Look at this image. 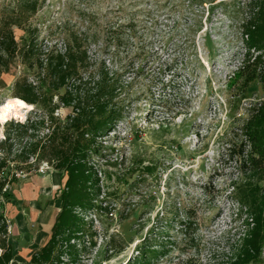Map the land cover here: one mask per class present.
<instances>
[{
    "label": "rangeland",
    "instance_id": "obj_1",
    "mask_svg": "<svg viewBox=\"0 0 264 264\" xmlns=\"http://www.w3.org/2000/svg\"><path fill=\"white\" fill-rule=\"evenodd\" d=\"M31 1L38 11L25 25L43 45L63 48L77 34L92 68L123 85L124 118L93 156L101 194L72 240L79 258L64 264H228L256 225L254 209L264 219V155L245 132L264 85L243 84L239 71L247 48L237 20L248 0H0V18ZM14 33L19 43L28 35ZM25 71L18 58L1 75L0 105ZM40 113L33 105L0 124V140L7 123ZM44 163L4 189L55 169ZM248 264H264V246Z\"/></svg>",
    "mask_w": 264,
    "mask_h": 264
},
{
    "label": "trees",
    "instance_id": "obj_2",
    "mask_svg": "<svg viewBox=\"0 0 264 264\" xmlns=\"http://www.w3.org/2000/svg\"><path fill=\"white\" fill-rule=\"evenodd\" d=\"M37 11L36 3L31 1L0 18V77L19 58L27 71L16 79L13 97L41 111L24 122L7 123L5 137L0 140V173L9 170V175L0 179V264H22L13 260L10 224L4 213V203L12 195L4 188L18 180V170L38 169L44 161L61 171L66 180L52 235L39 252L32 253L30 262L64 264L65 255L71 263L77 261L80 253L72 240L86 232L84 214L96 206L101 194L93 156L101 153L103 138L125 115L118 99L123 85L108 71L97 73L92 68L88 49L79 35H67L63 48L47 47L34 29L26 27V21ZM240 11L237 23L247 48L239 68L243 84L258 79L264 85V0H248L240 5ZM15 26L28 34L22 43L15 36ZM28 71H32V80ZM61 106L72 110L65 119L56 115ZM245 132L249 144L258 151L256 155H264V103L251 110ZM259 210L254 209L252 219L256 225L250 237L234 247L237 251L228 264H248L259 257L264 246V219Z\"/></svg>",
    "mask_w": 264,
    "mask_h": 264
},
{
    "label": "crops",
    "instance_id": "obj_3",
    "mask_svg": "<svg viewBox=\"0 0 264 264\" xmlns=\"http://www.w3.org/2000/svg\"><path fill=\"white\" fill-rule=\"evenodd\" d=\"M64 180L65 176L53 169L11 187L12 199L4 203V213L11 227L9 241L14 261L31 264L33 251L42 249L51 237L62 204L57 188Z\"/></svg>",
    "mask_w": 264,
    "mask_h": 264
},
{
    "label": "bare ground",
    "instance_id": "obj_4",
    "mask_svg": "<svg viewBox=\"0 0 264 264\" xmlns=\"http://www.w3.org/2000/svg\"><path fill=\"white\" fill-rule=\"evenodd\" d=\"M17 100L23 102L25 106L21 107L16 103ZM32 106L20 98H8L0 105V120L6 122L11 118L24 117L26 113L30 112Z\"/></svg>",
    "mask_w": 264,
    "mask_h": 264
},
{
    "label": "clouds",
    "instance_id": "obj_5",
    "mask_svg": "<svg viewBox=\"0 0 264 264\" xmlns=\"http://www.w3.org/2000/svg\"><path fill=\"white\" fill-rule=\"evenodd\" d=\"M16 103L19 104L21 107L25 106L24 103L19 101V100H17ZM21 120H23V117H21ZM2 123H3V120H0V124H2ZM0 138H2V137H0Z\"/></svg>",
    "mask_w": 264,
    "mask_h": 264
},
{
    "label": "built area",
    "instance_id": "obj_6",
    "mask_svg": "<svg viewBox=\"0 0 264 264\" xmlns=\"http://www.w3.org/2000/svg\"><path fill=\"white\" fill-rule=\"evenodd\" d=\"M44 167H46V168H49L50 166L48 165V163H44V165H43ZM7 187H8V185H7ZM6 189V188H5ZM2 249L0 248V254L2 253V251H1Z\"/></svg>",
    "mask_w": 264,
    "mask_h": 264
}]
</instances>
